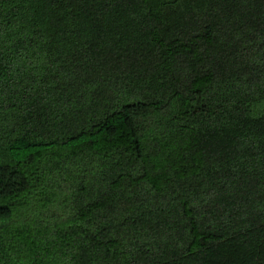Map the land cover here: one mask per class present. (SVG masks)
<instances>
[{
	"label": "trees",
	"instance_id": "trees-1",
	"mask_svg": "<svg viewBox=\"0 0 264 264\" xmlns=\"http://www.w3.org/2000/svg\"><path fill=\"white\" fill-rule=\"evenodd\" d=\"M0 264H264V0H0Z\"/></svg>",
	"mask_w": 264,
	"mask_h": 264
},
{
	"label": "clouds",
	"instance_id": "clouds-1",
	"mask_svg": "<svg viewBox=\"0 0 264 264\" xmlns=\"http://www.w3.org/2000/svg\"><path fill=\"white\" fill-rule=\"evenodd\" d=\"M66 219V218H65Z\"/></svg>",
	"mask_w": 264,
	"mask_h": 264
}]
</instances>
